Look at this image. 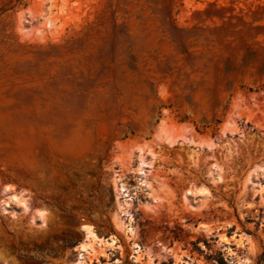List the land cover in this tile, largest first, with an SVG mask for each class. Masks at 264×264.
I'll list each match as a JSON object with an SVG mask.
<instances>
[{
  "label": "rangeland",
  "instance_id": "374dc122",
  "mask_svg": "<svg viewBox=\"0 0 264 264\" xmlns=\"http://www.w3.org/2000/svg\"><path fill=\"white\" fill-rule=\"evenodd\" d=\"M78 261L264 264V0H0V264Z\"/></svg>",
  "mask_w": 264,
  "mask_h": 264
},
{
  "label": "bare ground",
  "instance_id": "6f19581e",
  "mask_svg": "<svg viewBox=\"0 0 264 264\" xmlns=\"http://www.w3.org/2000/svg\"><path fill=\"white\" fill-rule=\"evenodd\" d=\"M40 157H42V155H40L37 152L36 158L39 159ZM24 165L26 166V168L28 167L27 169L30 170V171H32V173L35 172V171H37V167L35 166L36 164H34V162H32L30 160H27ZM122 186L124 187L125 185L123 184ZM10 190L11 189L9 187H6L4 189V192H9ZM10 199H12V200H18L19 202H21L24 205V207H25L26 210H29L30 209V207L28 206V204H30V202L28 203L27 198H22V193H20V194L14 193L13 195L10 196ZM37 210L40 211V214H41L40 216L42 218V224L45 225V223H46L45 222V218H46L47 211L42 210L40 208L37 209ZM82 227H83V230L85 231V239H84L85 240V243H83V245L81 246V251L83 252L81 254V258H83V255L88 254V253H90L91 251L94 250V248L92 246V243L95 242V241H97L98 243H101V244H108L110 246H114L115 245L116 239L114 237H110L108 240H105V239H102V238L98 237V235L96 234V232H95V230H94V228H93L92 225L84 224ZM128 231H130L131 233H133L134 232V229L130 227L128 229ZM134 246L136 247V253L139 254V252L142 251V248L137 243H135ZM76 264H82V262L81 261H78Z\"/></svg>",
  "mask_w": 264,
  "mask_h": 264
}]
</instances>
